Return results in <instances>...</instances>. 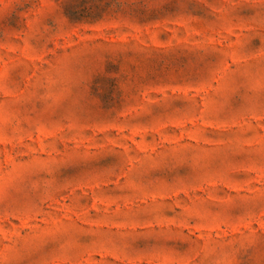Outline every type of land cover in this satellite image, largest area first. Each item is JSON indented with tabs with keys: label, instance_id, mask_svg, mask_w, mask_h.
Listing matches in <instances>:
<instances>
[{
	"label": "rangeland",
	"instance_id": "374dc122",
	"mask_svg": "<svg viewBox=\"0 0 264 264\" xmlns=\"http://www.w3.org/2000/svg\"><path fill=\"white\" fill-rule=\"evenodd\" d=\"M0 264H264V0H0Z\"/></svg>",
	"mask_w": 264,
	"mask_h": 264
}]
</instances>
